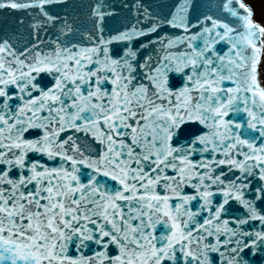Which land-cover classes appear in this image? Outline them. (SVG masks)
Instances as JSON below:
<instances>
[{"label":"snow or ice","instance_id":"6c2138e0","mask_svg":"<svg viewBox=\"0 0 264 264\" xmlns=\"http://www.w3.org/2000/svg\"><path fill=\"white\" fill-rule=\"evenodd\" d=\"M66 3L0 0L37 10L23 45L0 40V264L264 256V24L251 6L193 18L183 0L164 17L136 0L105 38L115 13L99 0L85 45L48 11Z\"/></svg>","mask_w":264,"mask_h":264},{"label":"water","instance_id":"95a60500","mask_svg":"<svg viewBox=\"0 0 264 264\" xmlns=\"http://www.w3.org/2000/svg\"><path fill=\"white\" fill-rule=\"evenodd\" d=\"M98 2L99 0H67L66 4L51 6L48 11L53 15L67 16L68 24L75 30L73 42H81L87 45L88 41L83 36L85 33L96 34L95 25L91 17V8ZM135 2L136 0H103L105 7L102 11L115 13L112 16H106L104 19L105 38L121 31L125 24L132 21L134 9L131 7L126 8L124 5H131ZM182 2L183 0H142V3L149 6L154 14L164 17H171ZM191 2L194 7L190 9V12L191 16L195 18L201 15L218 14L217 5L221 3V0H191ZM36 11V9H32V15L27 11H12L9 9L0 11V40L8 39L14 46L23 45L25 41L30 39L32 30L29 25L32 23V16L35 15ZM48 32L53 39L58 35L55 28H50ZM161 32L176 36L181 34L179 29H172L167 26L163 27ZM41 37L45 40L49 38L43 32ZM112 49L114 52H119L120 45L113 44ZM173 82L179 84V80L174 79ZM241 211L242 209L239 206L232 205V214L239 215ZM86 254L91 255L92 253L88 251ZM244 256L250 261V264H264V256L260 254L253 256L250 250H246Z\"/></svg>","mask_w":264,"mask_h":264},{"label":"rangeland","instance_id":"374dc122","mask_svg":"<svg viewBox=\"0 0 264 264\" xmlns=\"http://www.w3.org/2000/svg\"><path fill=\"white\" fill-rule=\"evenodd\" d=\"M256 8V13L264 21V0H251Z\"/></svg>","mask_w":264,"mask_h":264}]
</instances>
